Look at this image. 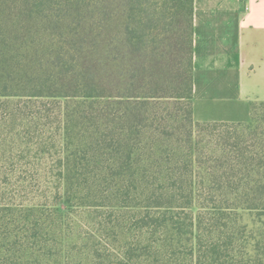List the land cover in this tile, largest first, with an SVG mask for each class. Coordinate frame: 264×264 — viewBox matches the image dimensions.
<instances>
[{"label": "trees", "instance_id": "16d2710c", "mask_svg": "<svg viewBox=\"0 0 264 264\" xmlns=\"http://www.w3.org/2000/svg\"><path fill=\"white\" fill-rule=\"evenodd\" d=\"M193 67V0H0V207L106 208L105 264H264V101L196 121Z\"/></svg>", "mask_w": 264, "mask_h": 264}, {"label": "crops", "instance_id": "0c3cea01", "mask_svg": "<svg viewBox=\"0 0 264 264\" xmlns=\"http://www.w3.org/2000/svg\"><path fill=\"white\" fill-rule=\"evenodd\" d=\"M193 65L194 119L249 121L264 101V0H193Z\"/></svg>", "mask_w": 264, "mask_h": 264}, {"label": "rangeland", "instance_id": "374dc122", "mask_svg": "<svg viewBox=\"0 0 264 264\" xmlns=\"http://www.w3.org/2000/svg\"><path fill=\"white\" fill-rule=\"evenodd\" d=\"M217 129L223 131L226 127ZM0 209L30 210V217L25 220L13 221L10 219L12 215L0 220V264H105L104 258L111 245H122V241L104 236L108 230L106 226L96 224L97 228L101 227L96 232V226L90 218L106 211L104 207L74 206L73 213H69L66 218L57 217V220L47 217L60 216L51 205L27 203ZM33 214L36 216L32 217ZM100 220L98 218L97 222ZM14 226L18 232L14 231Z\"/></svg>", "mask_w": 264, "mask_h": 264}, {"label": "built area", "instance_id": "2783aa9c", "mask_svg": "<svg viewBox=\"0 0 264 264\" xmlns=\"http://www.w3.org/2000/svg\"><path fill=\"white\" fill-rule=\"evenodd\" d=\"M245 9H248V5L247 4L245 5Z\"/></svg>", "mask_w": 264, "mask_h": 264}]
</instances>
